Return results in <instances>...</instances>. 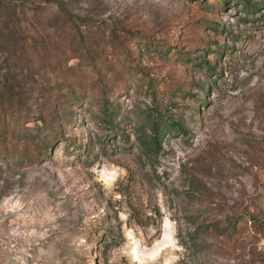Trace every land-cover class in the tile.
<instances>
[{
	"label": "rangeland",
	"instance_id": "rangeland-1",
	"mask_svg": "<svg viewBox=\"0 0 264 264\" xmlns=\"http://www.w3.org/2000/svg\"><path fill=\"white\" fill-rule=\"evenodd\" d=\"M250 2L0 0V264H264V0ZM151 78L187 132L156 156L136 134Z\"/></svg>",
	"mask_w": 264,
	"mask_h": 264
},
{
	"label": "trees",
	"instance_id": "trees-1",
	"mask_svg": "<svg viewBox=\"0 0 264 264\" xmlns=\"http://www.w3.org/2000/svg\"><path fill=\"white\" fill-rule=\"evenodd\" d=\"M247 7L245 9H249V6L251 4L250 0H243ZM253 11H259V6L254 7ZM133 37V36H132ZM135 37V36H134ZM116 47H118L121 52L125 54H130L129 50V43L126 41H121L118 37L116 38ZM172 47V46H170ZM169 47V48H170ZM169 48H166V52L169 50ZM130 60H132L130 58ZM134 61V60H133ZM92 67H90L91 73L95 76L97 82L105 81V75L103 73L102 68L99 66V63L97 61H94L91 64ZM136 70H140V65H135ZM210 70H213L212 67H210ZM157 79H149L148 81V88L151 94V98L154 101L153 108L150 109V111L147 113V118L145 122L147 123L146 127H143L142 129L137 131V138L139 139L140 148L144 150L148 155L150 156H156L160 152H162V139L163 137L173 130H180L183 132V134H186V130L178 123H170L167 119H165L164 112L160 106L159 103V89H158V83L156 82ZM115 86H109L106 88L101 89L100 95L97 97L103 104L105 109L103 110V113L105 114V122H111L113 121L114 115L112 113H105L108 111L109 108H112V104L109 100L111 96L116 94ZM17 106L22 108V103L20 101L17 102ZM5 108L3 105V102L0 103V113H4ZM23 123V120H16L14 122L15 125L19 126ZM3 127L5 128V133L8 134H14L13 130H10V126L8 125V122H5V119L3 121ZM30 158V156L28 157ZM192 238V237H191ZM191 244L196 248L199 249L198 243L192 238L189 239Z\"/></svg>",
	"mask_w": 264,
	"mask_h": 264
},
{
	"label": "bare ground",
	"instance_id": "bare-ground-1",
	"mask_svg": "<svg viewBox=\"0 0 264 264\" xmlns=\"http://www.w3.org/2000/svg\"><path fill=\"white\" fill-rule=\"evenodd\" d=\"M106 181L108 182V184L110 183V180L106 179ZM126 237L128 238V241L129 242H131V241L134 240V236H133L132 232H130V231L127 232ZM132 254H133V257L134 258L139 259V251H138V248L137 247L134 249V251H133Z\"/></svg>",
	"mask_w": 264,
	"mask_h": 264
}]
</instances>
